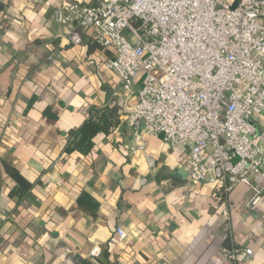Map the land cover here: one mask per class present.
I'll return each mask as SVG.
<instances>
[{
    "label": "crops",
    "instance_id": "0c3cea01",
    "mask_svg": "<svg viewBox=\"0 0 264 264\" xmlns=\"http://www.w3.org/2000/svg\"><path fill=\"white\" fill-rule=\"evenodd\" d=\"M72 2L91 0H0V264H98V245L104 264H214L235 246L254 252L242 264H264V192L251 211V188L234 189L225 234L219 188L188 183L185 147L125 121L136 97H114L121 87L106 66L111 52L87 36L81 46L57 38L54 13ZM92 108L117 109L118 126L98 135L90 153L66 156L69 132ZM258 129L264 142V113ZM136 135L153 167L130 153ZM19 185L32 190L10 213Z\"/></svg>",
    "mask_w": 264,
    "mask_h": 264
},
{
    "label": "built area",
    "instance_id": "2783aa9c",
    "mask_svg": "<svg viewBox=\"0 0 264 264\" xmlns=\"http://www.w3.org/2000/svg\"><path fill=\"white\" fill-rule=\"evenodd\" d=\"M54 20L62 27L61 42L81 46L90 35L111 52L106 66L121 87L114 97H136L125 121L135 132L185 147L188 183L218 186L222 228L229 234L234 189L251 188V211L264 192L258 129L264 113V0H239L235 8L229 0H91L58 8ZM139 140L136 135L130 153H143L153 167ZM117 233L121 241L128 237L122 228ZM220 253L214 264H242L254 256L249 247ZM102 255L95 246L91 257Z\"/></svg>",
    "mask_w": 264,
    "mask_h": 264
},
{
    "label": "trees",
    "instance_id": "16d2710c",
    "mask_svg": "<svg viewBox=\"0 0 264 264\" xmlns=\"http://www.w3.org/2000/svg\"><path fill=\"white\" fill-rule=\"evenodd\" d=\"M87 37L94 41L92 36L88 35ZM94 46L99 48L96 43ZM118 124L119 116L117 109H90L89 116L84 123L79 128L69 132L64 154L70 156L75 152L83 155L90 153L94 148V139L100 134L105 136L110 135ZM31 190L32 187L30 189H25L19 185L10 192V198L16 199V206L10 213L18 211L29 198ZM30 222H32V220ZM109 257L110 253L109 249H107L104 252V258L109 259ZM96 261L98 264H104L100 259H96Z\"/></svg>",
    "mask_w": 264,
    "mask_h": 264
},
{
    "label": "water",
    "instance_id": "95a60500",
    "mask_svg": "<svg viewBox=\"0 0 264 264\" xmlns=\"http://www.w3.org/2000/svg\"><path fill=\"white\" fill-rule=\"evenodd\" d=\"M234 8L236 7V5L235 6H233Z\"/></svg>",
    "mask_w": 264,
    "mask_h": 264
}]
</instances>
